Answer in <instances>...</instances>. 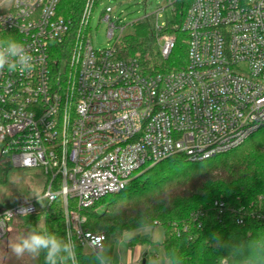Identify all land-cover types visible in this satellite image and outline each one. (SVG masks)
I'll return each instance as SVG.
<instances>
[{"label":"built area","instance_id":"1","mask_svg":"<svg viewBox=\"0 0 264 264\" xmlns=\"http://www.w3.org/2000/svg\"><path fill=\"white\" fill-rule=\"evenodd\" d=\"M60 1L0 0V38L22 41L35 58L30 74L0 73V156L44 177L39 194L0 208V239L11 219L60 198L67 238L99 255L106 234L86 230L80 210L119 193L145 166L174 154L204 161L264 127V0H192L182 23L186 67L153 75L137 59L117 57L115 45L94 47L96 0L86 1L73 34ZM113 11L102 13L110 37ZM160 15L157 29L165 25ZM159 47L168 58L175 37H159ZM214 205L221 215L224 203ZM234 211L238 223L264 221V194Z\"/></svg>","mask_w":264,"mask_h":264},{"label":"trees","instance_id":"2","mask_svg":"<svg viewBox=\"0 0 264 264\" xmlns=\"http://www.w3.org/2000/svg\"><path fill=\"white\" fill-rule=\"evenodd\" d=\"M86 1L61 0L59 3L58 14L71 20L72 34L80 26ZM100 1L96 0V5ZM191 2L174 0V18L166 19L160 29L153 15L134 21V31L122 35L115 43L117 57L137 59L146 75L185 67L188 34L182 29V23ZM163 34L175 37V47L166 59L161 56L157 39ZM58 55L60 61L62 54ZM12 168L0 156V187ZM261 193H264V127L238 148L204 161L194 162L184 154H174L135 172L119 193L106 195L91 207L80 210L87 218L84 228L106 234V241L99 255L77 246L78 262H110L114 243L125 233H134L129 240L131 246L151 244L152 232L144 234L143 230L161 227L162 246L171 264H248L253 247L264 244V221L246 218L238 223L234 209L249 204ZM16 201L0 199V208ZM215 201L224 203L221 215ZM73 205L70 199L69 207ZM199 211L203 215L195 221L193 215ZM33 228L67 238L63 200L59 198L49 208L11 219L10 228L0 243L12 233L27 234ZM29 264H45L44 254L31 256Z\"/></svg>","mask_w":264,"mask_h":264},{"label":"rangeland","instance_id":"3","mask_svg":"<svg viewBox=\"0 0 264 264\" xmlns=\"http://www.w3.org/2000/svg\"><path fill=\"white\" fill-rule=\"evenodd\" d=\"M108 5L113 6V14L116 16L111 21L116 24L113 37H110L108 34V22L102 19V13ZM174 9L175 7L174 4H171V0H102L96 5L90 20L89 37L94 47L102 50L115 45L122 35L134 31V27L132 26L134 21L146 15H153L156 25V14L159 12L161 14L159 24H161L166 19L172 20L174 18ZM163 35L157 37L158 43L159 37ZM43 181L44 177L38 170L12 168L7 174V179L3 187H0V199H4V201L18 200L21 196L39 194ZM37 205L40 206V202ZM39 226H43L42 221L39 223ZM154 231L155 237L152 238L153 241L151 244H140L137 246H131L129 243L134 233H125L114 243L112 259L109 263L120 264L123 262V264H134L133 260L137 253L141 252L142 254L148 250L146 264H171L162 246L164 238L163 229L161 227H152L143 230L144 234L147 232H152L153 234ZM21 235L26 234L12 233L2 240V243H0V264H29L31 262L30 255L25 254L22 257H17L9 248V242L14 241Z\"/></svg>","mask_w":264,"mask_h":264},{"label":"clouds","instance_id":"4","mask_svg":"<svg viewBox=\"0 0 264 264\" xmlns=\"http://www.w3.org/2000/svg\"><path fill=\"white\" fill-rule=\"evenodd\" d=\"M35 58L26 45L11 37L0 38V73H31ZM14 255L25 254L38 257L44 254L45 264H78L75 242L70 238L58 237L54 233L33 228L26 235L9 242ZM248 264H264V244L253 247Z\"/></svg>","mask_w":264,"mask_h":264},{"label":"crops","instance_id":"5","mask_svg":"<svg viewBox=\"0 0 264 264\" xmlns=\"http://www.w3.org/2000/svg\"><path fill=\"white\" fill-rule=\"evenodd\" d=\"M153 233H154V236H153V238H154L155 237V231ZM138 245H140V244H138ZM139 250L141 251V249H139ZM147 253H148V250H146L145 253H142V254H141V252H138L136 257L133 260L134 264H146V255H147ZM144 260H145V263H143ZM121 263L123 264V262H121Z\"/></svg>","mask_w":264,"mask_h":264},{"label":"water","instance_id":"6","mask_svg":"<svg viewBox=\"0 0 264 264\" xmlns=\"http://www.w3.org/2000/svg\"><path fill=\"white\" fill-rule=\"evenodd\" d=\"M143 263H145V260L143 261Z\"/></svg>","mask_w":264,"mask_h":264}]
</instances>
